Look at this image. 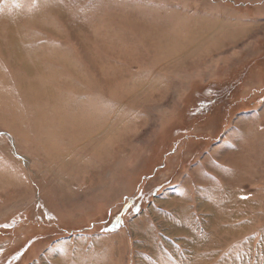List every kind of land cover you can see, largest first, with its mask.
<instances>
[{"label":"rangeland","instance_id":"374dc122","mask_svg":"<svg viewBox=\"0 0 264 264\" xmlns=\"http://www.w3.org/2000/svg\"><path fill=\"white\" fill-rule=\"evenodd\" d=\"M0 13V264H264V0Z\"/></svg>","mask_w":264,"mask_h":264},{"label":"bare ground","instance_id":"6f19581e","mask_svg":"<svg viewBox=\"0 0 264 264\" xmlns=\"http://www.w3.org/2000/svg\"><path fill=\"white\" fill-rule=\"evenodd\" d=\"M7 20H9V18L8 17H6V14L5 15H3V14H1L0 13V35H2L3 37H0V38H4L5 40H11L12 39V33H13V24H11L9 21H7ZM8 25V26H7ZM7 26V27H6ZM2 49L3 50H8V51H11V52H13L14 54H17L18 56H19V59L21 58H23V56L21 55L22 54V48H20L19 46H16V47H11L10 46V43H9V45L6 43V45H4L3 47H2ZM25 57V56H24ZM31 57V56H30ZM32 58V57H31ZM34 60V61H33ZM36 61H35V59H34V57L32 58V61H30L29 63L27 62V61H22V60H19V62H18V64H20V70H22V71H24V73H25V76L26 75H29L27 72H28V69H29V67L31 66V64H33V63H35ZM37 64L39 63V62H36ZM39 89H36L35 90V93L37 94V96H38V98H39V91H38ZM51 94V93H50ZM36 99L35 101H37L36 103H38V104H41V101L42 100H40L39 101V99ZM60 119H66L64 116H61L60 117ZM93 138V137H92ZM219 218V217H218ZM220 220V219H219ZM211 232H212V230H211ZM214 240H212V242H213ZM218 241V240H217ZM196 242V241H195ZM215 243H216V245H215ZM214 244H212V245H210V246H208V248H211L212 246L213 247H215V246H218V243L217 242H215ZM201 244V242L199 241V244H197L196 243V245H198V247H199V245ZM203 245H205V243H202V246ZM212 247V248H213ZM197 248V247H196Z\"/></svg>","mask_w":264,"mask_h":264}]
</instances>
